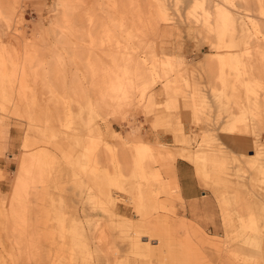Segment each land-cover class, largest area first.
I'll list each match as a JSON object with an SVG mask.
<instances>
[{
    "label": "rangeland",
    "instance_id": "rangeland-1",
    "mask_svg": "<svg viewBox=\"0 0 264 264\" xmlns=\"http://www.w3.org/2000/svg\"><path fill=\"white\" fill-rule=\"evenodd\" d=\"M0 264H264V0H0Z\"/></svg>",
    "mask_w": 264,
    "mask_h": 264
},
{
    "label": "crops",
    "instance_id": "crops-1",
    "mask_svg": "<svg viewBox=\"0 0 264 264\" xmlns=\"http://www.w3.org/2000/svg\"><path fill=\"white\" fill-rule=\"evenodd\" d=\"M175 174L178 183L176 181V178L174 180V183L179 192L178 195L183 201L188 202V207L194 206L197 202L200 201L201 197L207 196V191H204L198 184L192 169L185 166L182 161L176 162Z\"/></svg>",
    "mask_w": 264,
    "mask_h": 264
},
{
    "label": "bare ground",
    "instance_id": "bare-ground-1",
    "mask_svg": "<svg viewBox=\"0 0 264 264\" xmlns=\"http://www.w3.org/2000/svg\"><path fill=\"white\" fill-rule=\"evenodd\" d=\"M246 14H248V13H246ZM237 15H238V14H237ZM247 16H248V15H247ZM252 17H253V15H252ZM59 129H60V128H59ZM58 131H59V130H57L56 133H57ZM59 132H60V131H59ZM178 154H180V153H178ZM181 154H182V149H181ZM185 155H186V154H185ZM185 155H181L182 157H181V156H180V157H181V158H184ZM188 157H189V155H188ZM189 161H190V160H189ZM19 170H21L20 167H19ZM19 170H18V172H19ZM18 172L15 173V174L17 175ZM21 172H22V170H21ZM21 172H20V173H21ZM21 174H22V173H21ZM19 175H20V174H19ZM17 176H18V175H17ZM20 176H21V175H20ZM15 178H16V177H15ZM17 179H18V177H17ZM152 242L154 243L155 241H152Z\"/></svg>",
    "mask_w": 264,
    "mask_h": 264
}]
</instances>
